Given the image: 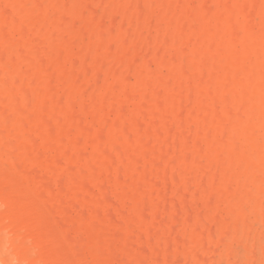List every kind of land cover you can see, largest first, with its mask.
<instances>
[{"label": "bare ground", "instance_id": "1", "mask_svg": "<svg viewBox=\"0 0 264 264\" xmlns=\"http://www.w3.org/2000/svg\"><path fill=\"white\" fill-rule=\"evenodd\" d=\"M86 1L87 4L84 7L85 10L82 12V15L84 18L88 19V11L91 9L90 6L93 4L94 0ZM86 1L84 0L85 3ZM103 1H105L106 3L105 6H103L105 8L104 12L101 11V14L113 12L121 16L123 21L121 20L122 23L118 22V24H121L122 30L113 31L111 27L110 31L108 32L106 31L109 28H107V30L105 31L101 30L100 32H94L92 31L91 27L87 25L84 27V31L81 33L79 39L80 44L77 47V44H75V37H77L76 33L74 32L75 29L73 30L70 27L68 18H71V20L73 21L72 18H75L81 14V3L79 4V0H0V73L2 71V73L4 74V76L0 78V105L4 102V104H6V106L8 107V110H12L13 113L12 117H7L4 119L2 117L0 118V126H2V130L6 129V131L8 132L6 135L4 134L5 136H2L0 128L1 264H89L88 262L90 260L93 261L94 264H108L106 261H98L97 263V255L96 253L94 254L91 249H88L87 257L84 253V256H81L75 246H67L64 242H62L59 234L50 230L49 220L44 209L39 206L38 203L34 200V191L32 192V190H30L28 184L20 175L18 170L19 165H17V159L15 157L16 155L12 156L14 155L12 153V150L8 151L5 149L6 154L8 155V152H11L12 155H10L11 153L9 155L14 158H11L12 160L10 162L12 165L11 172H8V170L6 169V162L8 161V159L2 158V151L4 147L8 144H14L13 141L12 143H8V140L10 139L9 137H12L13 135L15 140L19 141L24 136L25 131H28L29 128H33L32 132L33 130H35L38 133L41 144L39 145V148H34V146L37 145V143L35 144L34 142H38V140H36V137L33 138V136L29 135V137L31 136V141L33 143L31 145L35 144L33 146V150L30 154L28 153L27 156L26 150L28 149L24 147L26 150L21 152L22 154L19 153V156L22 157V159H27L34 164L38 163L37 157L39 155L41 157L42 155L41 153H39L38 155L37 152H39L38 149H41L42 143H51L53 139L52 137H54L55 139L57 137L56 135V137L52 135V133L56 134V131L52 130L55 126H57V124H60V121H62L60 119L58 121V118L56 120V114H62L61 112L64 111H62V108H67V110L64 111V114L69 115L70 118L72 117V120L74 121H72L73 125L70 123V131L69 127L67 131L63 132L64 135L67 133H71V135L73 136V133L75 132H72L71 130L73 129L72 126L75 125H80L79 128H82L81 130H84L86 128L83 131L84 133L86 130L89 132V130H91L90 128L93 129V131H91L90 133L84 134L83 132H81L80 134H77V136H82L86 147H88L90 143H92L90 142L91 140L95 141V144L90 146V150L88 151V155L86 154V157L81 158L82 155L84 156V153L86 152H83L82 154V149H79L81 150L79 152V154L81 153L79 155L80 158H78L75 162L79 174L84 173L83 171H86L89 167L91 168V165H93V167L95 165L98 169L97 173L93 172V170L95 171L96 169L92 168V171L87 170V172H85L87 173L86 175L82 174V177H86V180H83L86 181L84 183L88 184L87 180H89L90 182H94L102 179V170L111 168L110 173L107 175V177H109L107 178L109 183H113L116 179H120L121 175L126 178L125 190L127 191V196L122 198L119 203L123 207L129 208L134 204V190L136 185H149L152 192L154 191L153 188L155 184L156 186H159V180V182L157 181L158 185L155 182L154 186L149 180V177H151L152 175L149 171V168H152L153 171H157V169L162 166L160 159V166L157 168L158 162L156 157V147L159 146L163 148L162 146H165L167 143H169V137L167 138V135L169 132H172L171 129L178 128L182 123H185L189 127L191 125L195 127V134L196 136L199 135L200 139L202 138L204 149L202 148L203 145L200 146L199 143L197 145H199V150H201L202 148V152H199L198 150V153H195L192 150V145L189 144L194 139H190V142H188L189 138L186 139L187 136H184L186 141L184 140L180 144L182 150H184L183 152L187 154L189 153V155L186 156V154L184 153L178 158L179 160L175 167L179 171V178L177 179L178 181L175 179L171 181V184H169L171 185L170 189L172 192L178 193L179 191L181 193L179 196V202L182 205V208H184L186 205L184 201H186V195H188L187 193H191L192 203L193 205L198 203L197 206H199V209L201 210L200 214H203L201 212H204L205 217L207 221L210 222V224L214 225L216 229H222L223 221L220 218V215L222 214L219 215L218 204L220 199H223V202H225V207L231 208L230 219L232 225H228V227L230 229L232 237L234 238H237L239 220L241 217H246L248 215V210L250 212L254 211L257 218H259V216H261L264 211V0H210V2L212 3L211 9L207 7L209 0H120L119 3L115 2V4L113 1L110 2V0ZM103 1L101 2L102 4H104ZM193 2H196L198 6L196 7V9H194L195 7L193 5V9L191 10L190 7L192 4H194ZM94 11L92 9L90 12ZM86 13L88 14L86 15ZM209 14L210 16L208 17ZM105 16L103 14L101 16V20L102 18L104 19ZM115 16L116 15L111 17V20L114 17V21L112 20V26L115 23L117 24V20L115 19L117 16ZM123 23L125 26L122 25ZM113 29L115 28L113 27ZM144 29L148 32V35L146 36L141 35L143 33L142 30ZM81 30H79L77 33H79ZM60 35H66L67 39L65 41L59 40ZM79 35L80 34H78V36ZM106 42H112V44H116V49L111 55H107V52H103V49H105L103 48V46ZM161 43L165 44V47H162L163 45L161 46V48H163L162 51L160 48ZM37 44L39 45L37 46ZM156 44L159 45L157 46L162 52L161 56L158 52V47H156ZM110 47L111 45L108 49L110 50V53H112ZM149 49L154 50L152 51L154 52L153 57H151L152 61L150 60L151 62H149L148 60L147 62H145L144 59V65L142 67L135 65V59L138 58L136 57V54L138 52L139 55L142 54V52L144 54L143 50L146 51ZM155 51L159 54H156ZM147 52L148 54L150 53V51ZM103 53L106 56L103 55L102 57L101 55ZM125 53L127 56L126 58H124V64H121L120 61V64L124 65L125 67L124 71H122V68L124 67H120L119 56ZM98 54L100 56V59L98 60H102V63H97V58L99 57H97ZM145 56L146 55H144V57ZM139 58L142 59L143 57ZM141 59L139 62H141ZM62 60L67 63L68 61H75V63L77 62L76 64L79 65L80 63V65L82 66L81 70L77 68V72H79L78 70H80V74H75V68L71 69L69 73L67 71L64 72V69H62L61 71L57 69L58 72L60 71V73H58L57 75V80L60 81L62 85H64V87H61L62 85L60 87L64 88L63 90L65 92H63L67 94L68 98L73 99L74 102L71 101L72 104L69 103L68 107H66V104L64 107L62 99L60 100L59 97V99L57 98L58 102L59 100L61 101V103H59L61 104V110H57L58 106H53L52 108L55 111L51 113L53 119H50L53 120V128H51L52 125L50 124L52 122L46 120V114H44L46 117H44V115L42 116L43 118H45L41 121L42 123L39 120L33 121L30 122V127L25 128L27 126V123L24 122L25 118H29V120L31 121V117L32 115H34V112L30 114L31 107L32 111H45L46 105H48V103L51 102L52 98L54 97L53 93H57L56 91L53 92L54 90L52 88L56 89L57 91L61 89L57 84L59 82L56 83L55 81L54 83L57 84V86L59 87L58 89L55 88V86H52L51 88V84L53 85V83L49 82L56 76H54V72L56 74L57 71L56 68V71L54 70L52 73L48 70L49 67H57L59 64L63 68V64L60 63V61ZM75 63H72L73 66L76 65ZM118 64L120 68L118 66L116 67L121 72L117 77H114L119 71L118 70L117 73L115 72V65ZM80 65L78 67H80ZM97 65L104 75L103 78L100 77L102 78V84L97 89L98 92L93 93V87L87 85L90 88L87 87V89L85 88L86 90H83L80 94H78L76 91L77 85L75 84V81H79V78H81L88 84L89 82H92L91 80L89 81V76L92 71L95 72L94 70L98 68ZM108 65H111L112 67L109 68L115 69H113V71L114 74H116H112V76L114 79L116 78V81H114V83L117 82V86L112 83L109 84L108 82V80H110L109 76L111 73L110 69V73L108 74L109 68H106ZM46 67H48L47 70ZM99 68L98 71H100ZM72 70L74 72H72ZM94 75L96 74H92V77ZM96 77L98 78V76ZM47 80L49 81L46 86L50 87L49 89L42 91L41 85L43 86V84L41 83ZM201 80H211V82H209L210 84L204 85L202 84ZM213 80L221 81L215 82ZM17 82L19 83L17 84ZM101 82H98L97 86ZM181 82L183 83V85L180 87H176V84L179 83L181 85ZM20 83L26 84L28 87L30 85L29 94V88L27 86L24 87H27L28 89L24 88L20 85ZM83 86L85 87L86 85ZM65 87L67 89H65ZM22 90H26L27 92H23ZM63 92L61 91L62 95L64 94ZM58 93L60 92L58 91ZM18 95L20 97H17ZM16 97L20 98L21 101L18 104V99ZM108 97L109 99L106 100V98ZM55 98L56 96L54 97V99ZM14 100H16V103L14 102ZM87 105H90V109H88L90 112L87 110ZM2 106L3 104L1 105V107ZM6 106L4 105L3 107L5 108ZM75 108H79L82 114V116H79L78 114V124L77 122L75 123L76 119H73L77 117L76 115H74V113H77V110H79H75ZM27 109H30L29 114L31 115V117L28 115L24 117V111H27ZM2 112L3 115H5L3 110ZM152 113L153 117L159 116L164 120L162 124L163 133L161 134L157 132L159 127L156 130L151 129L148 131H144L140 127V124H142V122L139 121L151 117ZM228 114H231L232 116L228 118ZM89 115L90 119L88 120L87 118L89 117L87 116ZM69 116H66L67 120L70 119ZM79 117L86 118L85 120H87L88 123L92 118H95V120L89 128L86 127L88 126L86 124V126H81V124H79L81 123V118ZM64 122L67 125V122ZM152 123L154 125H157V122H155V120L152 121ZM153 124H151L152 127ZM66 127L67 126H65V128ZM200 131L202 132L201 135L198 134ZM183 132L184 131H182L181 133L185 134ZM3 133L6 132L3 131ZM59 133H61V131H59ZM192 133L193 132H191V134ZM177 134L179 135L178 132L176 133V135ZM26 136L28 137V135ZM71 137L69 141L72 145L70 146L73 148L71 149L70 147V151L66 150V152L63 151L64 153L61 154L62 159H64L65 161V164L73 160L72 156L75 152V145L81 144L80 137H75L74 141ZM91 137L93 138L91 139ZM94 137H96L97 140ZM78 138L80 139V141L77 140ZM176 138L177 140L179 139L178 137ZM57 139H59L61 142L64 141V137H62V135H60V137H58ZM200 139L198 141H200ZM176 141L175 143L178 144V142ZM85 144H83V146ZM19 145L20 143L18 144V146ZM50 145L53 147L55 143L49 144V146ZM113 147L121 148L123 153L125 154V156L123 157L122 154H120L122 152L120 150L121 152L119 153L120 155L118 156V160L116 162L113 161V157H110L111 155H113V151L109 153V155L111 154L110 156H107V150ZM20 148L22 149V147ZM16 149H18V147ZM66 149H68V147ZM114 149L115 148H113V150ZM166 150L169 151V147ZM19 156L17 157L19 158ZM55 156L58 155L54 154V157ZM108 157L112 158V162L109 161ZM164 157H166V155H164ZM50 158H52V156ZM172 159V162H174L176 157L174 156V158L172 157ZM47 161L51 162V160L49 159ZM58 161L56 162L57 164H62L61 161H59L60 163H58ZM90 162H92L93 164H91ZM163 163L167 166L168 164H170V162L167 160H164ZM203 164L210 166L212 164H215L217 169H214V172L215 170H217V172H220V175L218 176L215 173V175H210L209 177H207V175L206 178L205 176H203ZM71 166L70 168L69 166L67 167V169L71 170V174L68 178L69 183L71 182V180H74V178H76L75 174L72 175L74 166ZM167 168L168 167H166V170ZM34 169L35 167H33V169L28 173L30 174ZM56 169L57 168H55V170ZM63 169L64 168H60L59 171H62ZM39 171L37 170V173ZM175 171L174 173H176ZM159 172L160 171H158L157 173ZM52 173H54V171ZM43 174L45 179V177L47 176L45 175V173ZM36 175L38 176V174L36 173L33 176L35 177ZM59 175H62V173ZM71 175L74 177L71 178ZM37 176L34 179H37ZM188 176L190 177L186 178ZM163 177L166 181L167 174L163 175ZM217 177H220L219 187L225 189V192L224 195L222 194L223 196H217L216 201H214V205H212L211 198L213 194L212 192L214 191V185H218L214 182L215 179L218 180ZM38 178H40V176ZM60 178L58 177V180L61 183H58L62 186L63 181H61ZM201 178L206 179V185L204 187V184L202 185L201 181H205L204 179L201 180ZM50 179H47L49 180V183L47 182L46 185L42 183V185H44L46 189L50 188L51 186ZM184 179H189L188 185L192 183L191 189L188 188L187 190H185V188H183L187 192L180 191ZM190 179L193 180V182L190 183ZM232 181H235V183ZM231 182L232 184L241 186L238 192L230 190L233 189L229 184ZM28 183H30V181ZM104 183L105 181L102 185H99V188L105 189L106 187L105 190L109 189V187L107 188V186H104ZM166 184L168 183H165V185ZM60 185L58 186V188H56L57 192ZM81 185L85 184H83L82 182ZM81 187L82 189L84 187H88L89 189V186ZM36 190L39 191L37 187H35V191ZM49 190L51 194L54 193L53 191H51L52 188H50ZM166 190L168 189L166 188ZM161 192H159V194ZM101 193L103 194V198L105 197L104 202H106L107 198L106 196H104V194H106L107 192L103 193L102 190ZM166 193L168 192L165 191L164 194ZM198 193L200 195L199 198H197ZM41 194L44 198V193L41 192L38 195L41 196ZM152 194L154 193H151V195ZM65 195H67V193ZM108 195L109 193L107 194V196ZM58 196L59 195H57V198H59ZM164 196H167V194ZM164 196L163 198H165ZM115 198L118 197L114 195V199ZM60 199V204H63L62 197ZM145 199L146 197L144 198V200ZM173 200L175 201V199ZM85 202L86 201L83 200V203ZM89 203L93 206L103 204V202L99 203V200L97 202L96 199L90 200ZM245 203H248V210L244 205ZM44 204L47 205V203ZM112 204L116 203L112 202ZM75 206L77 205H74V207ZM165 206L166 204L164 205V207ZM177 206H174L176 207V209L174 208V210H178L179 206ZM106 207L107 206L104 205L102 206V209L105 210ZM63 208L64 209H62V211H65V208L67 210V213L68 211H70L67 207ZM49 209L50 214L54 213L51 210L52 208ZM141 210H143L142 212H145V210L147 209ZM83 211H85V208L83 209ZM97 211L98 210L96 209V212ZM109 211H111V209L108 210V212ZM124 211L121 212L124 213ZM188 212H190V210ZM98 213L101 215L100 211L97 212V215ZM110 213L112 214V211ZM179 213L180 211H178L177 214ZM108 214L109 213H107L106 215ZM140 214L141 211L139 212V215ZM144 214L142 213V216H144ZM160 214V209H156L154 212L155 220L159 219ZM251 214L253 213H250L249 215ZM185 215L187 214L185 213ZM145 216H147V214ZM187 216L191 218V213L190 215L188 213ZM253 216L255 215L253 214L251 217ZM263 216L264 215H262V217ZM111 217L113 216H110V218ZM174 218H176L175 220L177 221L179 220L177 219V217H174V215L170 214V219L174 220ZM55 219L57 220V218ZM113 219L115 218L113 217ZM161 220H165V217ZM162 221H160L159 224H161ZM190 221H188L187 223H189ZM112 222L115 223L117 221ZM245 222L246 221H244L243 223ZM121 223L122 222L116 224L122 225L123 223ZM254 223L255 222H253V224ZM167 224H169V222ZM262 224H260V227ZM58 225H61V227H63L64 223L62 225V222H59ZM179 226V232L181 235H187L189 233L198 234V232L203 228V225L197 220L195 221L194 225L192 224V226H189V224L188 226ZM248 226H250L249 228L252 229V225ZM254 227L252 230H255ZM171 228L175 230L173 226H171ZM84 229L85 231H88L87 226H85ZM211 230L213 229L211 228ZM123 231L128 232L131 236L135 234L133 231L129 230V228H125ZM149 231H151L150 228ZM210 233V235H212V232ZM261 234L263 236L262 230L260 235ZM111 235H113V233ZM120 235L122 234H120L119 232L118 236ZM230 235L228 237H230ZM249 235L250 234H248V237ZM113 236H115V233ZM262 236H260V238H262ZM66 237L69 236L67 235ZM78 237L79 240L83 239L81 234ZM225 237L223 236L218 238V247L223 245ZM248 237L247 240H249ZM253 237V239L256 238L255 235H253ZM65 238L64 240H66ZM97 238H100L99 235L97 236ZM98 239H95L94 241H98ZM202 239L204 240L205 238ZM177 240L178 242L176 243V250H179L181 245L179 242L181 239ZM75 241L78 242L77 238ZM149 241L152 242L150 237ZM254 241H256V239ZM169 246L170 242H165V247H168V250L170 249ZM207 249L208 248H206L205 250L207 251ZM158 250L155 251L158 252ZM217 250L215 248L213 249V252H217ZM145 251L142 250L141 253ZM206 251H204L203 253H195L192 264H206L207 260L205 258V260L203 259V255L206 253ZM231 251L232 250H230V253ZM230 253L229 255L227 254L228 256H230L228 257V260H232ZM262 254L264 253L262 252ZM109 255L111 254L109 253L108 256ZM129 256L130 260L132 261L139 260L141 258V254L138 252H131ZM154 256L155 255L153 253L148 258L150 264H153L155 262ZM115 257L112 259L117 260V257ZM179 259L177 262L182 261V258L180 259L181 261H179ZM156 260L159 261L158 259ZM175 261L176 259L174 260V262ZM237 261L238 260H236L235 263H237ZM143 262L144 261H142V263ZM177 262H175V264ZM169 263L172 264L173 262H171V260H169L168 258L166 259V262L164 264Z\"/></svg>", "mask_w": 264, "mask_h": 264}, {"label": "rangeland", "instance_id": "2", "mask_svg": "<svg viewBox=\"0 0 264 264\" xmlns=\"http://www.w3.org/2000/svg\"><path fill=\"white\" fill-rule=\"evenodd\" d=\"M86 1V0H85ZM95 1V0H94ZM93 1V8L90 6V10L88 11V13H89V15H88V19H86V18H84L83 17V15H82V12L85 10V5L87 4V1H86V3L84 2V0H79V4H80V15H78L77 17H75V18H72L73 19V21H74V23H73V21L71 20V18L69 19L68 18V23H70V27L74 30V32L76 33V36L77 37H75V44H77L76 46L78 47L79 46V44H80V42H79V39H80V36H81V33L84 31V27L85 26H87V25H89L90 27H91V29H92V31H94V32H100L101 30L102 31H105V30H107V28H109L106 32H108V31H110V28L112 27V30L114 31H120V30H122L121 29V24L120 23H122V21H123V19H122V17L121 16H119V15H117V14H115V13H113V12H110V13H103L104 14V16H105V14H106V16H105V18L103 19L102 18V20H101V16L103 15V14H101L102 12H104V7L103 6H105V1H103V0H96L95 2ZM104 2V4H102L101 2ZM114 2V4H115V2L116 3H119V1L120 0H110V2ZM85 4H84V3ZM194 4H192L191 5V7H190V9L192 10L193 9V5H194V9H196V7L198 6V4L196 3V2H193ZM102 5V6H101ZM196 5V6H195ZM211 5H212V3L210 2V0H209V3H208V5H207V7L208 8H210L211 9ZM107 7V6H106ZM93 9V11L94 12H90L91 10ZM100 10V11H99ZM102 11V12H101ZM88 13H86V15L88 14ZM101 14V15H100ZM94 15V16H93ZM97 15V16H96ZM99 15H100V17H99ZM114 15H116L115 17V19L117 20V24L115 25V24H113V26H112V20L114 21V17L112 18V20H111V17L112 16H114ZM143 15V14H142ZM95 16H96V18H95ZM109 16V17H108ZM210 16V14L208 15V17ZM94 17V18H93ZM207 17V16H206ZM93 18V19H92ZM76 21H75V20ZM80 19V20H79ZM96 19V20H95ZM107 19V20H106ZM118 19H119V21H118ZM122 20V21H121ZM116 22V21H115ZM118 22H120L119 24H118ZM120 25V26H119ZM123 26H125L124 25V23L122 24ZM113 27L115 28V29H113ZM118 27V28H117ZM117 28V29H116ZM124 28V27H123ZM82 29V30H81ZM79 30H81L79 33H77ZM143 31V33L141 34L142 36H146V35H148V32L144 29V30H142ZM141 31V32H142ZM78 34H80L79 36H78ZM64 36H66V35H60L59 36V40H66L67 39V36L66 37H64ZM78 39V40H77ZM166 42V41H165ZM39 44H37V46H38ZM111 45V47H110V49H111V51H112V53H110V50L108 49L109 48V46ZM115 45V46H114ZM158 44H156V47H158L157 46ZM163 45V46H162ZM161 46L162 47H165V44H162L161 43V45H160V48H161ZM103 48H105V49H103V52L104 53H108L107 55H111V54H113V52L115 51V49H116V44H112V42H106L105 44H104V46H103ZM160 48L158 47V52L160 53V56L162 55L161 53V51H162V49L163 48H161V51H160ZM157 49V48H156ZM105 50V51H104ZM144 51V54H143V52H142V54H143V56H142V54H140L139 55V52L136 54L137 56L136 57H138V58H136L135 59V65H137V66H143L144 65V59H145V62H147L148 60H149V62H151L152 61V58L151 57H153V55H154V52H152V51H154V50H152V49H149V50H143ZM147 51H150V53L148 54V52ZM141 52V51H140ZM152 52V53H151ZM158 52H156L155 51V53L157 54ZM102 54L101 56L103 57V55L104 56H106L105 54ZM110 53V54H109ZM146 53V54H145ZM158 53V54H159ZM150 54H151V56H150ZM144 55H146L145 57H144ZM99 56V54L97 55V57ZM126 53L125 54H122L121 56H119L120 58H119V64H120V61H121V64H124V58H126ZM149 56H150V58H149ZM101 57V58H102ZM139 57H143L142 59L141 58H139ZM147 57H148V59H147ZM98 59H100V56L97 58V60ZM140 59H141V62H139L140 61ZM151 60V61H150ZM102 61V60H101ZM100 60H98V62L97 63H100L101 62ZM75 63V61H68V63L67 62H65V61H60V63L61 64H63L62 66H63V68L60 66V64L57 66V67H49V70L48 71H50L51 73L55 70V68H56V70L58 69V70H62V69H64V72H68L69 73V71H71V69H74V71H75V74L77 73V74H80L79 72H80V70H81V68H82V66L80 65V63H79V65H80V67H78L79 65L78 64H76V65H74L73 66V64L72 63ZM138 62H139V64H138ZM102 63V62H101ZM141 63V64H140ZM119 64L118 65H115V69H116V73H117V71L119 70L116 66H118L119 67ZM120 64V67L122 66V67H124V65H121ZM112 65V64H111ZM111 65L109 66H107L106 68H109V67H111ZM77 66V67H76ZM98 66V65H97ZM114 67V66H113ZM119 67V68H120ZM47 68L48 67H46V70H47ZM77 68L78 69H80V70H78L79 72H77ZM98 68H99V66H98ZM98 68L96 69V70H94L95 72H93L92 71V73L90 74V76H89V81L91 80L92 82H93V84H92V82H89V84L88 83H86L84 80H82L81 78H79V81L77 82V81H75V84L77 85L76 86V91H77V93L78 94H80L83 90H86L87 89V87L90 85V87H93L92 89H93V93H95V92H98L97 91V89L99 88V86L102 84V78L104 77V75H103V73H102V71H101V69L99 68V70L100 71H98ZM112 68V67H111ZM111 68H109L108 69V74L110 73V69ZM51 69V70H50ZM114 69V68H113ZM113 69H111V73H110V76H109V78H110V80H108V82H109V84H115V86H117V82H115L114 83V81H116L114 78H113V76H112V74L113 75H115L114 74V71H113ZM114 69V70H115ZM123 69V70H122ZM121 70L122 71H124V69H125V67L124 68H122ZM55 70V71H56ZM58 70L56 71V74H55V72H54V78L51 80V81H49V80H47V81H45V82H43V83H41V84H43V86L41 85V89H42V91H44V90H46V89H49V87L50 86H46V84H48V81L49 82H51V83H53V85L51 84V88H52V86L54 87L55 86V88H59L62 84H61V82L60 81H58L57 80V75H58V73H60V71L58 72ZM73 70H72V72H74ZM98 72V73H97ZM101 72V73H100ZM121 71L119 70L118 71V73H117V75L116 76H114V77H117L118 76V74L120 73ZM74 74V75H75ZM92 74H96V75H94L93 77H92ZM99 74H101V75H99ZM4 76V74L2 73V71H1V73H0V78H2ZM96 76H98V78L96 77ZM100 77H102V78H100ZM112 78H113V80H112ZM80 79H81V81H80ZM111 80H112V82H111ZM55 81H56V83L57 82H59V83H57L58 84V86H57V84H54L55 83ZM83 81V82H82ZM96 81H98V82H101V83H99L98 84V86H97V83L98 82H96ZM202 81V80H201ZM204 81H205V83H204ZM208 83H207V82ZM213 81H215V82H218V81H221V80H213ZM79 82H81V83H79ZM94 82H96V83H94ZM209 82H211V80H203L202 81V84H204V85H207V84H210ZM19 82H17V84H18ZM44 83H45V85H44ZM78 83H79V85H78ZM91 84H92V86H91ZM20 85L21 86H27L26 84H21L20 83ZM19 85V86H20ZM82 87H81V86ZM83 85H86L85 87L83 86ZM88 85V86H87ZM183 85V83L181 82V85L178 83V84H176V87H180V86H182ZM110 86H112V85H110ZM22 87V88H23ZM28 87V86H27ZM27 87H24V88H27ZM61 87H64V85H62ZM60 87V88H61ZM90 87H88V88H90ZM113 87H114V85H113ZM175 87V88H176ZM23 88V89H24ZM29 88V89H28ZM27 89H28V94H29V92H30V85H29V87H28ZM86 88V89H85ZM112 88V87H111ZM116 88V87H115ZM54 91L53 92H57L56 94H54L53 93V95H54V97L56 96V100H57V98L59 97L60 98V100L62 99V101H63V105H64V107H65V105H66V107H68V104L69 103H71L72 104V102L71 101H73V99H70V98H68V96H67V94L66 93H64L65 91L63 90L64 88H61V89H59L58 91L60 92V93H58V91L56 90V89H54V88H52ZM65 89H67L66 87H65ZM23 91V90H22ZM26 90H24L23 92H25ZM61 91L64 93L63 95L61 94ZM90 91H91V89H90ZM27 92V91H26ZM85 92V91H84ZM57 94H58V96H57ZM61 94V95H60ZM66 94V95H65ZM61 97H60V96ZM17 97H20L19 95L17 96ZM16 97V98H17ZM54 97L52 98V100H54V101H52L51 100V102H49L48 103V105H46V107H45V109L47 110H45V111H43L42 110V112H37L36 110H34V111H32V107H31V113H30V109H27V111H24L25 113V115H24V117H26L27 115L28 116H30L31 117V115L30 114H32L33 112V114L34 115H32V119H31V121L29 120V118L28 119H26L25 118V120H24V122H26L27 124V126L25 127V128H27V127H30L29 126V124H30V122H33V121H37V120H39L40 122L43 120V119H45V118H43L42 116L44 115V114H46V116L44 115V117H46V120L48 121L49 120V122L51 121L52 123H50L51 125H52V127L51 128H53V120H50L51 118H52V112H55L52 108H53V106H58V108H57V110H61L60 108H61V104H59V103H61V101L59 100V102H58V100L56 101L55 99H54ZM1 98H4V97H1ZM15 98V99H16ZM58 98V99H59ZM18 100H17V104L19 103V102H21L20 101V98H17ZM67 99H68V102H67ZM107 99H109V97L108 98H106V100ZM1 100V99H0ZM3 101H5V100H3ZM70 101V102H69ZM14 102L16 103V100H14ZM74 102V101H73ZM3 104V106L5 105L6 106V104H4V102L3 103H1V105ZM1 105H0V107H1ZM1 107L0 108V111L2 112V110L4 111V114L5 115H3V112L1 113L0 112V118L2 117L3 119L4 118H9V117H12V110H8V107L6 106L5 108L4 107ZM88 107H87V110L88 109H90V105H87ZM77 107V106H76ZM30 108V107H29ZM51 108V109H50ZM112 108H113V106H112ZM115 108V107H114ZM5 109V110H4ZM44 109V108H43ZM77 109H79V108H75V110H77ZM23 110H26V109H23ZM56 110V111H57ZM65 111V110H67V108L65 109H63L62 108V111ZM75 110H74V112H75ZM64 111L63 112H61L62 114H60V113H58V114H56V120H57V118H58V121H59V119L60 120H62V121H60V124H61V126H60V124L58 125L57 124V126H55L54 127V129L52 130V131H56L55 133L56 134H54V133H52V135L53 136H55L56 137V139L54 138V137H52L53 139H52V142L51 143H42V147H41V149H38V151L39 152H37L38 153V155H39V153H41V157H40V155L37 157L38 158V163H36V164H34V163H32L31 161H28L27 159H22V157H20L19 155V153H21V152H23L24 150H26L25 148H27L28 150H26V153H27V156H28V153L30 154L31 153V151L33 150V146L37 143V145L36 146H34V148H39V145L41 144V141H40V137H39V135H38V133L35 131V130H33V132H32V129L33 128H29V130L28 129H26V130H28V131H25V133H24V136L22 137V139L21 140H19V141H17V140H15V138L13 137V135H12V137H9L10 139L8 140V143L10 142V143H12V141H13V143L14 144H12V145H10V144H8L7 146H5L4 147V149H3V151H2V158H7L8 159V161L6 162L7 164H6V169L8 170V172H11V170H12V165H11V160L12 159H14L13 157H11L10 155H12V153L14 154V155H12V156H15L16 157V161H17V165H19L18 166V170H19V173H20V175L23 177V179L26 181V183L28 184V186H29V188H30V190H32V192L34 193V200L38 203V205L39 206H41L43 209H44V211H45V213H46V215H47V218H48V220H49V228H50V230H52V231H54V232H57L58 234H59V236H60V239L62 240V242H64L67 246H75L76 248H77V251H79V253H80V255L81 256H84V254L86 255V257H87V251H88V249H91L93 252H94V254L96 253V255H97V263H98V261H100V262H104V261H106L108 264H150V262H149V260H148V258L154 253V259H155V262L153 263V264H164L165 262H166V259H168L169 258V260H171V262H173L172 264H175V262H177L178 261V259L180 258H182V261L179 259V261H181V262H177L176 264H185V263H187V264H192V261H193V257H194V254L195 253H203L204 251H206L205 249L206 248H208L207 249V251H206V253L203 255V259L205 258L207 261H206V264H264V254H262V252L264 253V251H262V250H264V248H263V246H264V222H263V217H262V215H264V211H263V213H262V215L261 216H259V218H257L256 217V213L254 212V211H252V212H250L248 209V203L246 204H244L245 205V207L247 208V210H248V215L247 216H249V217H245V216H243V217H241L240 218V220H239V228H238V234H237V238H234V237H232V234H231V232H230V229H229V227H228V225L229 226H231L232 225V222H231V219H230V209L231 208H226L225 207V202H223L224 200L223 199H220V201H219V204H218V207H219V215L220 214H222V215H220V218L222 219V221H223V223H222V229H216V227L214 226V225H212V224H210V222H208L207 221V219H206V217H205V214H204V212H201V213H203L204 214V216H203V214H200V209H199V206H197L198 205V201L196 202L197 204H194L193 205V203H192V196H191V193H187L188 195H186V201H184V203H186V205H185V207L184 208H182V205L180 204V202H179V196H180V192L178 191V193L177 192H172L171 191V189H170V184H171V181L172 180H177L178 178H179V171L175 168L176 167V164L178 163V158L182 155V154H184L185 152H183L184 150H182V148H181V146H180V144H181V142L182 141H186V139H188L189 138V140H188V142H190V139L192 140V139H194V140H197V141H191L189 144H191L192 145V150L195 152V153H198V150H199V145H197V144H199L200 143V146H202L203 145V142H202V138L200 139V136L198 135V136H196V134H195V127L194 126H188L187 124H185V123H182L181 124V126H179L178 128H174V129H171L172 130V132H169L168 133V135H167V138L169 137V143H167L165 146H162L163 148H161V147H159V146H157L156 144V149H157V151H156V157H157V168L160 166V159H161V164H162V166H160L158 169H157V171H153L152 170V168H149V171H150V173L152 174H150L151 175V177H152V179H151V177H149V180H150V182H151V184H153V186H154V184H155V182L157 183V181L159 180L160 181V184H159V186H156V184H155V186H154V188H153V192L150 190V186L149 185H141V184H139V185H136L135 186V192H134V204L132 205V206H130L129 208L128 207H123L122 205H120L119 203H120V200L122 199V198H124V197H126L127 196V191L125 190L126 189V187H125V185H126V178H124L122 175L120 176V179H116L113 183H109V181H108V179L107 178H109V177H107V175L110 173V170H111V168L110 169H107V170H102V175H103V178L102 179H100V180H97V181H94V182H90L89 180H87V183L88 184H86V183H84V182H86V181H83V180H86V177H82V174H84V175H86L87 173H85V172H87V170H90V171H92L93 169H96L95 171L93 170V172H95V173H97L98 172V169H97V167L94 165V167H96V168H94L93 167V165H91V168L89 167V165H88V169L86 170V171H83L84 173H78V168H77V166H76V160L78 159V158H80L79 157V155L82 153L83 154V152H86V153H84V156L82 155V157L81 158H84V157H86L87 155H88V151L90 150V146L91 145H93V144H95V141L93 140H91L93 137H91V141L90 142H92V143H90V145L88 146V147H86V144H85V142H84V139L82 138V136H77V134H80L81 132H83L84 130H81L80 128H79V126L78 125H75V123L78 121V114H79V116H82V114H81V112H80V109L79 110H77V113H74V115H76L77 117L76 118H73L74 120H75V123H74V125L75 126H72L73 127V129L71 130L72 132H75V133H73V136L71 135V133H67V134H65L64 135V133L63 132H65V131H67V129L70 127V123L73 125V123H72V117L70 118V116L69 115H66V114H64ZM89 111V110H88ZM23 112V111H22ZM27 112H28V114H27ZM90 112V111H89ZM231 112V111H230ZM30 113V114H29ZM50 113V114H49ZM232 113V112H231ZM2 114V115H1ZM154 114H156V113H154ZM8 115H10V116H8ZM36 115V116H35ZM92 115V114H91ZM58 116V117H57ZM66 116L68 117L69 116V120H67V118H66ZM156 116V115H155ZM230 116H232L231 114H228V118H230ZM87 117H89V118H87L88 120L90 119V115L89 116H87ZM156 117H158V118H156ZM156 117H153V113H152V115H151V117H148L147 119H143V120H140L139 122H142V124H140V127H141V129L142 130H144V131H148V130H151V129H158V127H159V131L157 130V132L159 133V134H161V133H163L162 132V124H163V118H160L159 116H156ZM62 118V119H61ZM79 118H81V123H79V124H81V126H84L85 124L86 125H88V126H86V127H89L90 128V126L92 125V123L94 122V120H95V118L93 119H91V121H89V123H88V121L87 120H85L86 118H84V117H79ZM226 118V117H225ZM53 119V118H52ZM64 119V120H63ZM85 121H84V120ZM150 119V120H149ZM93 120V121H92ZM155 120V122H157V125L155 124H153L152 123V121H154ZM159 120V121H158ZM58 121H57V123H58ZM64 121H66L67 122V125H66V123L64 122ZM69 121V122H68ZM84 121V122H83ZM29 122V123H28ZM49 122H48V124H49ZM74 122V121H73ZM83 122V123H82ZM42 123V122H41ZM45 123V122H44ZM77 124H78V122H77ZM143 124H144V126H143ZM151 124H153V127H152V125ZM42 125H44V124H42ZM50 125V126H51ZM44 126H46V125H44ZM48 126V125H47ZM65 126H67L66 128H65ZM146 126H148V127H146ZM149 126H150V128H149ZM2 126H0V128H1ZM75 127V128H74ZM89 128H88V130H89ZM70 129H71V127L69 128V131H70ZM91 130H89V132L86 130L85 131V133H90L91 131H93V129L92 128H90ZM182 129V130H181ZM192 129V130H191ZM180 130H181V132L182 131H184L183 133H185V134H182L181 132H180ZM3 131L4 132H6V133H3ZM59 131H61V133H59ZM179 133V135L177 136L176 135V133L177 132ZM186 131V132H185ZM193 132L192 134H191V132ZM2 132V133H1ZM1 135L2 136H5L8 132L6 131V129H4V130H2V128H1ZM175 132V133H174ZM201 132V131H200ZM198 133V134H202V132L201 133ZM63 133V134H62ZM84 133V132H83ZM83 133H82V135H83ZM84 133V134H85ZM5 134V135H4ZM13 134V133H12ZM33 134V135H32ZM59 134V135H58ZM92 134V133H91ZM187 134V135H186ZM26 135H28V137L26 136ZM29 135H31V136H33V138H35L36 137V140H38V142H34L35 144L34 145H31V144H33L32 143V141H31V136L29 137ZM38 135V136H37ZM60 135H62V137H64V141L63 142H61L59 139H57L58 137H60ZM68 135V136H67ZM176 135V136H175ZM192 135H194V136H192ZM72 136V137H71ZM184 136H187V138L185 139V137ZM190 136H191V138H190ZM70 137L71 138H73V141L75 140V137L77 138V137H80V139H81V141H80V139L78 138L77 140L78 141H80V145L78 144H76L75 146L77 147H75V149H74V153H73V160H71V161H69L68 163H66L65 164V161H64V159H62V153H64L63 151H65L66 152V150H68V151H70V147L72 146L71 145V143H70ZM176 137H178L179 139L177 140V138ZM181 137V138H180ZM12 138H13V140H12ZM94 138H96V137H94ZM24 139V140H23ZM200 139V141H198ZM23 140V141H22ZM33 140V139H32ZM96 140H97V138H96ZM176 142H178V144H176L175 143V141ZM180 140V141H179ZM17 141V142H16ZM34 141H35V139H34ZM69 141V142H68ZM167 141H168V139H167ZM22 142V143H21ZM195 142H196V144H195ZM202 142V143H201ZM20 143V145L18 146V144ZM54 144L55 143V145H53V147L50 145L49 146V144ZM57 143V144H56ZM171 143V144H170ZM174 145H173V144ZM17 144V145H16ZM44 144V145H43ZM46 144H48V145H46ZM61 144V145H60ZM64 144V145H63ZM83 144H85L84 146H83ZM25 145V146H24ZM71 145V146H70ZM176 145V146H175ZM197 145V146H196ZM16 146V147H15ZM49 146V147H48ZM56 146V147H55ZM10 147H12V148H10ZM18 147V149H16ZM20 147H22V149L20 148ZM25 147V148H24ZM68 147V149H66ZM168 147H169V151H167L166 149H168ZM8 148V149H7ZM19 148H20V150H19ZM52 148V149H51ZM73 147H71V149H72ZM113 148H115L114 150H113ZM113 148H110V149H108L107 151H108V155L107 156H110L109 155V153H111L112 151V154L113 155H111L110 157H113V161L114 162H116L117 160H118V156L120 155V154H122V156L124 157L125 156V154L123 153V151H122V149L121 148H119V147H113ZM176 148V149H175ZM202 148L204 149V145L202 146ZM202 148H201V150H199V152L201 151L202 152ZM5 149L6 150H8V151H11L12 150V153L11 152H8V155L6 154V151H5ZM57 149V150H56ZM79 149H82V151L81 150H79ZM119 149V150H118ZM162 149V150H161ZM15 152H14V151ZM17 150V151H16ZM118 152H117V151ZM122 152H121V151ZM175 150H177V151H175ZM19 151V152H18ZM30 151V152H29ZM43 151H46V152H43ZM67 151V152H68ZM81 151V153L79 154V152ZM54 152V153H53ZM121 152V153H120ZM11 153V154H10ZM16 153V154H15ZM46 153V154H45ZM77 153V154H76ZM107 153V152H106ZM120 153V154H119ZM10 154V155H9ZM22 154V153H21ZM54 154L56 155H58V156H55L54 157ZM87 154V155H86ZM175 154V155H174ZM186 154V156H188L189 155V153L187 154V153H185ZM47 155V156H46ZM161 155V156H160ZM164 155H166V157H164ZM17 156H19V158L17 157ZM52 156V158H50ZM61 158H60V157ZM174 156L176 157V159L174 160V162H172V157L174 158ZM110 157H108V159H109V161L110 162H112L111 160H112V158H110ZM190 157V156H189ZM12 158V159H11ZM45 158V159H44ZM60 159L59 161H61V163L62 164H57L56 162L58 161V160H56V159ZM51 160V162L49 161H47V160ZM21 160V161H20ZM169 161L170 162V164H168V166L167 165H165L164 163H163V161ZM55 161V162H54ZM58 161V163H60ZM113 162V163H114ZM91 164H93L92 162H90ZM89 163V164H90ZM27 164V165H26ZM74 166V169H73V174L72 175H74L75 174V177L76 178H74V180H71V182L69 183V181H68V178H69V176H70V174H71V170L70 169H67V167L69 166V168H70V166ZM215 164H212L211 166L210 165H206V164H203V176H207V177H209L210 175H215V173H216V175H220V172L218 171L217 172V170H215V172H214V169H217L216 168V165L214 166ZM8 166H10V167H8ZM54 166V167H53ZM71 166V167H72ZM214 166V167H213ZM8 167V168H7ZM33 167H35V169L29 174L28 172L29 171H31L32 169H33ZM50 167H52V168H50ZM166 167H168L167 168V170H166ZM55 168H57L56 170H55ZM60 168H64L62 171H59V169ZM93 168V169H92ZM208 168H209V170H208ZM23 169H24V171H23ZM72 169V168H71ZM10 170V171H9ZM37 170L39 171L38 173H37ZM176 170V171H175ZM205 170V171H204ZM54 171V173H52ZM158 171H160L159 173H157ZM174 171L176 172V173H174ZM213 171V172H212ZM36 174H38V176H37V179H34L35 177L33 176V175H35V173ZM168 172V173H167ZM205 172H207V173H205ZM43 173H45V175L47 176V177H45V179H44V174ZM62 173V175H59V174H61ZM167 174V178H166V181H165V179H164V177H163V175H166ZM174 176H173V175ZM206 174V175H205ZM43 177H42V176ZM71 175V178L72 177H74V176H72ZM83 175V176H84ZM172 175V176H171ZM40 176V178H38ZM109 176H111V175H109ZM176 176V177H175ZM58 177L60 178V177H64L63 179L62 178H60V180L61 181H63V183H62V186L59 184V183H61V182H59V180H58ZM174 177V178H173ZM190 176H188V177H186V178H189ZM206 177V178H207ZM28 178H30V179H28ZM51 178V179H50ZM67 178V179H66ZM218 178V177H217ZM47 179H50V188H52V190L51 191H53L54 193H50V188H48V189H46L45 188V186L44 185H46V183L49 181V180H47ZM202 179H204V181L206 180L205 178H201V180ZM215 179V178H214ZM30 181V183H28L29 181ZM105 181V183H104V186H107V188L109 187V189H107V190H105L106 189V187H105V189H103L102 187H104V186H102L101 188L102 189H100L99 188V185H102L103 184V182ZM217 179H215V183L216 184H218L217 186L216 185H214V191L212 192L213 194H212V198H211V201H212V205H214V201H216V198H217V196H219V195H224V190L225 189H223V188H220L219 187V185H220V177L218 178V180L216 181ZM65 181V182H64ZM158 181V182H159ZM178 181V180H177ZM187 181V182H186ZM189 181V179L188 180H186V179H184V182L182 183V187H181V189H180V191L181 192H187V191H185V190H187L188 188H192V183L191 182H193V180H191L190 179V183L191 184H189L188 185V182ZM59 182V183H58ZM83 182V184H85V185H81V183ZM149 182V183H150ZM203 181H201V184L203 185V187L206 185V181L205 182H203ZM232 182H234L235 183V181H232ZM232 182L231 183H229L230 184V187L231 188H233V189H230L231 191H236V192H238V190H240V187L241 186H238L237 184H232ZM42 183H44V185H42ZM49 183V182H48ZM98 183V184H97ZM165 183H168V184H166L167 185V187H166V185H165ZM170 183V184H169ZM214 183V184H215ZM48 185V184H47ZM60 185V187H59V189H58V192H57V189L56 188H58V186ZM78 185V186H77ZM157 185H158V183H157ZM40 186V187H39ZM42 186V187H41ZM44 186V187H43ZM77 186V187H76ZM81 186H89V189H88V187L86 188V187H84L83 189H82V187ZM111 186H112V188H111ZM144 186V187H143ZM237 186V187H236ZM35 187H37L38 188V190L39 191H35ZM124 187V188H123ZM169 187V188H168ZM229 187V186H228ZM235 187H236V189H235ZM44 188V189H43ZM62 188H64V189H62ZM92 188V189H91ZM166 188L168 189V190H166ZM183 188H185V190L183 189ZM239 188V189H238ZM62 189V190H61ZM183 189V190H182ZM189 189V190H190ZM59 190H61V191H63V192H61V191H59ZM89 190V191H88ZM102 190H103V193H106V194H104V196H106V198H107V200H109V201H107L106 200V202H104V199H105V197L103 198V194L101 193L102 192ZM108 190H109V192H108ZM220 190V191H219ZM65 191H68V192H65ZM92 191H94V192H92ZM162 191V192H161ZM165 191H167L168 193H166L167 194V196H164V195H166V194H164L165 193ZM44 193V195L46 196V197H48V198H46L45 196H44V198H43V195L41 194V196H39L38 194L39 193ZM159 192H161L160 194H159ZM58 193V194H57ZM67 193V195H65ZM96 193V194H95ZM109 193V195L108 196H110V197H108L107 196V194ZM151 193H154V194H152L151 195ZM176 193V194H175ZM79 194V195H78ZM82 194V195H81ZM88 195V196H86V195ZM161 194H162V196H161ZM57 195H59L58 197L59 198H57ZM76 195H78V196H76ZM81 195V196H80ZM114 195L116 196V197H118V198H115L114 199ZM222 195V196H223ZM54 196H56V197H54ZM86 198H85V197ZM163 196L166 198H163ZM199 193L197 194V198H199ZM62 197V202H63V204H60V198ZM146 197V199L144 200V198ZM177 197H178V199H177ZM53 198V199H52ZM111 198V199H110ZM168 198V199H167ZM175 199V201L173 200V199ZM52 199V200H51ZM92 199H96V201L98 202V200H99V203L101 202H103V204H99L98 206L97 205H92V204H90L89 202H90V200H92ZM177 199V200H176ZM68 200H69V203H68ZM83 200H85L86 202L85 203H83ZM167 200H168V202H167ZM188 200V201H187ZM71 201V202H70ZM117 201V202H116ZM160 201H162V202H160ZM112 202H114V203H116V204H118V205H116V204H112ZM167 202V203H166ZM175 202V203H174ZM191 202V203H190ZM44 203H47V205L49 206H47L46 204H44ZM173 203V204H172ZM54 204H56V205H54ZM60 204V205H59ZM85 204V205H84ZM160 204V205H159ZM166 204V206L164 207V205ZM190 204H192V205H190ZM59 205V206H58ZM74 205H77V206H75V207H78V208H75L74 207ZM85 207H84V206ZM107 206L106 207V209L105 210H103L102 209V206ZM179 206V208H178V210H174V208L176 209V207H174V206ZM222 205V206H221ZM177 206V207H178ZM191 206V207H190ZM61 207V208H60ZM63 207H67L70 211H68V213H67V210H66V208H65V211H62V209H64ZM98 207V208H97ZM111 207V208H110ZM146 207V208H145ZM148 207V208H147ZM161 207V208H160ZM165 209H164V208ZM48 208V209H47ZM49 208H52L51 210H52V212H54V213H52V214H50L49 213V211H50V209ZM85 208V211H83V209ZM160 209V211H161V214H160V216H159V219H160V221H162L161 219H163L164 217H165V220H163L162 222H161V224H159V219H157V220H155V218H154V212H155V210L156 209ZM224 208V209H223ZM96 209L98 210V211H100L101 212V215L98 213V215H97V212H96ZM110 210L111 209V211H112V214L110 213L111 211H109L108 212V210ZM120 209V210H119ZM141 209H147V210H145V212H142L143 210H141ZM171 209V210H170ZM189 211L190 210V212H188L187 210ZM75 210V211H74ZM82 210V211H81ZM94 210V211H93ZM125 210V211H124ZM165 210V211H164ZM167 210V211H166ZM74 211V212H73ZM78 211H81V212H78ZM91 211H93V212H91ZM121 211H124V213H122ZM131 211V212H130ZM141 211V214L139 215V212ZM177 211V212H176ZM178 211H180V213L179 214H177L178 213ZM225 211H227V212H225ZM70 212H71V214H70ZM87 214H86V213ZM193 212V213H192ZM65 213H67V214H65ZM81 213H82V215H81ZM107 213H109L108 215H106ZM142 213L144 214V213H146L147 214V216H145L146 214H144V216H142ZM185 213L188 215V213H189V215H190V213H191V218L189 217V216H187V215H185ZM250 213H253L255 216H253V217H255V218H253V217H251L253 214H251V215H249ZM115 216H114V215ZM164 214H166V215H164ZM170 214H172V215H174V217H177V219H179L178 221L177 220H175L176 218H174V220H172V219H170ZM202 215V216H200V215ZM52 215V216H51ZM86 215V216H85ZM176 215V216H175ZM49 216H50V218H49ZM98 216V217H97ZM110 216H113L115 219H113V217H111L110 218ZM148 216H149V218H148ZM57 218V220L55 219V218ZM66 217V218H65ZM227 217V218H226ZM228 217H229V219H228ZM203 218V219H202ZM246 218H248V219H246ZM67 219V220H66ZM134 219V220H133ZM148 219V220H147ZM224 219V220H223ZM226 219H228V220H226ZM249 219H251V220H249ZM255 221H254V220ZM187 220V221H186ZM191 220V221H190ZM198 221L199 223H201L202 225H203V228L201 229V231H199L198 232V234L197 233H189V234H185V235H181L180 234V232H179V229H180V226L179 225H187L188 226V224H189V226H192V224L194 225V223H195V221ZM249 220V221H248ZM109 221H111V222H109ZM112 221H117V222H112ZM122 222L121 224L122 225H120V224H116V223H119V222ZM159 221V222H158ZM188 221H190L189 223H187ZM244 221H248L247 223L245 222V223H243ZM257 221V222H256ZM59 222H62V225H63V223H64V226L63 227H61V225H58L59 224ZM169 222V224H167ZM179 222V223H178ZM253 222H255L254 224H253ZM72 223H73V225H72ZM154 223V224H153ZM178 223V224H177ZM231 223V224H230ZM263 223V224H262ZM252 225L251 227H252V229H253V227L254 226H256V227H254V229L255 230H252L251 228H249L250 226H248V225ZM260 224H262L261 225V227H260ZM71 225H72V227H71ZM100 225V226H99ZM175 225V226H174ZM211 225H212V227H211ZM67 226H68V228H67ZM79 226V227H78ZM85 226H87L88 227V231H85V229H84V227ZM171 226H173L174 227V229L175 230H173V228H171ZM179 226V227H178ZM213 226H214V228H213ZM71 228V230H70V228ZM129 228V230H131V231H133L135 234L133 235V236H131L128 232H124L123 230L126 228V229H128ZM144 227V228H143ZM206 227V228H205ZM213 229V230H211V228ZM227 227V228H226ZM259 227V228H258ZM60 228H61V230H60ZM149 228H150V230L151 231H149ZM190 228V227H189ZM259 230H258V229ZM145 229H147V230H145ZM227 229H229V230H227ZM171 230H173V231H171ZM211 230V231H210ZM228 232H227V231ZM257 230H258V232H257ZM261 230H262V233H263V236H262V234L260 235V233H261ZM68 231V232H67ZM202 231H204V232H202ZM216 231V232H215ZM219 233H218V232ZM227 232V235H226V232ZM243 231V232H242ZM251 231H253V232H251ZM119 232H120V234H122V235H120V236H118L119 235ZM149 232V233H148ZM157 232H159V233H157ZM190 232V231H189ZM201 232H202V234H201ZM210 232H212V235H210L211 233ZM223 232H225V233H223ZM247 232H250V233H247ZM113 233V235H114V233H115V236H113V235H111ZM172 233V234H171ZM228 233H229V235H230V237H231V239H230V237H228L229 235H228ZM256 233V234H255ZM71 238H69V237H66L67 235ZM81 234V236L83 237V239L85 240H79L78 238V236ZM175 234V235H174ZM248 234H250L249 235V237H248ZM77 235V236H76ZM99 235V239L97 238V236ZM172 235V236H171ZM253 235H255L256 236V241H254L255 239H253L254 237H253ZM202 236V237H201ZM204 236V237H203ZM225 237V236H227V237H225V239H224V243H223V245H221V246H219L218 247V245H217V240H218V238H220V237ZM260 236H262V238H260ZM66 237V238H65ZM149 237L151 238V240H152V242L151 241H149ZM175 237V238H174ZM214 237V238H213ZM247 237H248V239L249 240H247ZM64 238L66 239V240H64ZM72 238H73V240H72ZM76 238H77V241L78 242H76L75 240H76ZM81 238V237H80ZM202 238H205L204 240L202 239ZM260 238V239H259ZM95 239H98V241H94ZM177 239H181L180 240V248H179V250H176V243L178 242V240ZM185 239V240H184ZM202 239V240H201ZM251 239H252V241H251ZM73 242H72V241ZM186 240H187V244H186ZM206 240V241H205ZM226 240V241H225ZM259 240H260V243H259ZM262 240V241H261ZM69 241H71V242H69ZM83 243H82V242ZM120 241V242H119ZM170 242V246H169V248L171 249H167L166 247H165V242ZM185 242V244H184V242ZM250 241V242H249ZM75 242H76V245H75ZM71 243V244H70ZM159 243H160V245H159ZM253 243H255V244H253ZM116 244H118V245H116ZM162 244V245H161ZM206 244V245H205ZM133 245V246H132ZM254 245H255V247H254ZM258 245V246H257ZM206 248H205V247ZM239 246V247H238ZM133 247V248H132ZM141 247H142V249H141ZM154 247V248H153ZM218 247V248H217ZM81 248V249H80ZM212 250H211V249ZM216 248V250H217V252L216 251H214L213 252V249H215ZM253 248V249H252ZM140 249V250H139ZM159 249V250H158ZM167 249V250H166ZM82 252H81V251ZM145 251V250H147V251H145V252H147V253H145V252H143V253H141V251ZM158 250V252H156V251ZM163 250V251H162ZM199 250V251H198ZM210 250V251H209ZM230 250H232L231 251V253H230ZM255 250V251H254ZM160 251V252H159ZM197 251V252H196ZM131 252H138V253H140L141 254V258L139 259V260H135V261H132V260H130V253ZM230 253V255H231V257H232V260H228V257H230V256H228L229 255V253ZM258 252V253H257ZM84 253V254H83ZM111 254V255H109L108 256V254ZM116 253V254H115ZM255 253H257V254H255ZM83 254V255H82ZM185 254V255H184ZM228 254V255H227ZM117 255V256H116ZM158 255V256H157ZM117 257V260L116 259H112V258H114V257ZM168 256V257H167ZM115 257V258H116ZM158 257V258H157ZM177 257H178V259H177ZM189 257V258H188ZM250 258V260H249V258ZM123 260H122V259ZM239 258V259H238ZM112 259V260H111ZM156 259H158L159 261H157ZM176 259V261L174 262V260ZM204 259V260H205ZM210 259H211V261H210ZM214 259V260H213ZM229 259H231V258H229ZM228 260V261H227ZM236 260H238L237 261V263H235L236 262ZM249 260V261H248ZM121 261V262H120ZM142 261H144L143 263H142ZM230 261V262H229ZM213 262V263H212ZM255 262V263H254ZM89 264H94L93 263V261H89L88 262ZM0 264H1V262H0ZM99 264V263H98ZM170 264V263H169Z\"/></svg>", "mask_w": 264, "mask_h": 264}]
</instances>
